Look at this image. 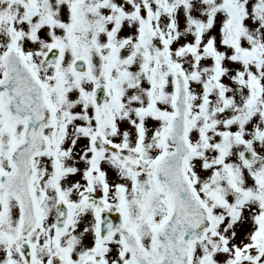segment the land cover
<instances>
[{"label":"snow or ice","instance_id":"snow-or-ice-1","mask_svg":"<svg viewBox=\"0 0 264 264\" xmlns=\"http://www.w3.org/2000/svg\"><path fill=\"white\" fill-rule=\"evenodd\" d=\"M0 264H264V0H0Z\"/></svg>","mask_w":264,"mask_h":264}]
</instances>
